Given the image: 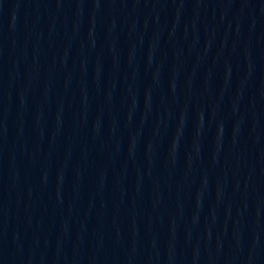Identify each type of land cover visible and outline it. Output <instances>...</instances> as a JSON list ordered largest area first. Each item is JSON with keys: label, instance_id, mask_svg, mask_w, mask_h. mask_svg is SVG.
<instances>
[{"label": "water", "instance_id": "obj_1", "mask_svg": "<svg viewBox=\"0 0 264 264\" xmlns=\"http://www.w3.org/2000/svg\"><path fill=\"white\" fill-rule=\"evenodd\" d=\"M0 264H264V0H0Z\"/></svg>", "mask_w": 264, "mask_h": 264}]
</instances>
